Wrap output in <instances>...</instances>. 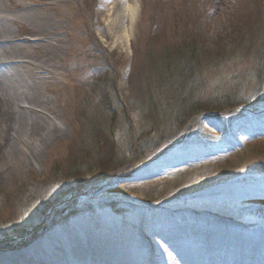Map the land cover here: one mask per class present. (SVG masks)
Instances as JSON below:
<instances>
[{"label": "rangeland", "instance_id": "1", "mask_svg": "<svg viewBox=\"0 0 264 264\" xmlns=\"http://www.w3.org/2000/svg\"><path fill=\"white\" fill-rule=\"evenodd\" d=\"M1 1L11 9L12 0ZM136 1L128 51L114 45L109 0H52L45 9L64 50L55 80L39 86L46 116L64 134L37 145L25 133L0 159V252L74 220L114 231L105 246L118 248L133 230H159L160 209L185 206L193 194L233 181L264 187V0ZM85 77L91 92H74ZM189 106L204 110L181 124ZM35 149L40 159L29 168ZM172 149L181 164L135 178Z\"/></svg>", "mask_w": 264, "mask_h": 264}, {"label": "bare ground", "instance_id": "2", "mask_svg": "<svg viewBox=\"0 0 264 264\" xmlns=\"http://www.w3.org/2000/svg\"><path fill=\"white\" fill-rule=\"evenodd\" d=\"M37 1L46 7L12 0L9 9L0 0V13L4 14L0 15L9 24L2 25L0 19V159L7 150H15L13 143H19L25 133L37 145L64 134L46 116L47 99L39 86L55 80L54 70L59 68L64 50L58 31L61 27L46 13L52 0ZM138 15L136 0H109L105 20L114 45L128 51ZM10 67L14 69L11 72ZM86 78L79 79L74 92L77 86L76 92L89 90ZM38 150L29 156V168L39 161ZM155 160L139 166L135 178H151L175 167L181 164V155L172 149ZM253 189L246 190L233 181L193 194L185 206L160 209L159 230L145 237H141L140 228L133 230L129 238L135 237V241L126 236L118 248L105 246L107 235L114 231L108 232L102 225L107 234L93 231L84 220H74L44 231L31 242L30 249L0 252V264H264V187ZM133 224L138 227L139 223L134 220Z\"/></svg>", "mask_w": 264, "mask_h": 264}, {"label": "trees", "instance_id": "3", "mask_svg": "<svg viewBox=\"0 0 264 264\" xmlns=\"http://www.w3.org/2000/svg\"><path fill=\"white\" fill-rule=\"evenodd\" d=\"M187 31V30H186ZM184 34H186V33H184ZM184 34H182V35H184ZM193 41H194V39H193ZM177 43H175L174 45H176ZM152 56V55H151ZM256 56H260V51H256ZM195 57V56H194ZM196 59H197V57H196ZM186 61H188V63H189V60H186ZM100 70V69H99ZM100 77H102V78H104V75H100ZM94 81L92 80L91 82H89V89H92V83H93ZM94 84V83H93ZM88 91H90V90H88ZM91 92V91H90ZM260 92V91H259ZM262 94H264V92L262 93ZM185 96H188L187 94H184ZM263 97H264V95H263ZM185 102V101H184ZM236 102H233V103H230V104H220V106L218 105V106H216L217 108L216 109H218V110H220V111H224V110H226L228 107H231L232 105H234ZM193 106V105H192ZM192 106H189L188 107V109L187 110H185V111H187V112H185V111H183V113H182V115H181V118H182V122H181V124H183L184 122H185V120H186V117H191L192 115H195V114H197V113H199L200 111H202V110H204V108H200V109H198V108H190V107H192ZM173 137V136H172ZM159 141H161V138L159 139ZM162 141H164V140H162ZM161 144V142H159V143H156V146L158 147L159 145ZM155 147V146H154ZM121 165V164H120ZM120 165H118V166H116L115 168H112L111 170H116L118 167H120ZM103 173V172H102ZM51 205V204H50ZM47 206L46 208L47 209H49L51 206ZM43 213H45V212H43ZM23 232H26V229L23 231Z\"/></svg>", "mask_w": 264, "mask_h": 264}]
</instances>
